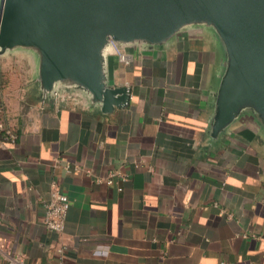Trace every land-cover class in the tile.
Returning a JSON list of instances; mask_svg holds the SVG:
<instances>
[{
    "label": "crops",
    "instance_id": "0c3cea01",
    "mask_svg": "<svg viewBox=\"0 0 264 264\" xmlns=\"http://www.w3.org/2000/svg\"><path fill=\"white\" fill-rule=\"evenodd\" d=\"M125 51L106 72L130 102L110 113L81 92L43 98L33 57L0 56V264H264V129L244 116L210 137L216 36ZM53 186L59 234L43 223Z\"/></svg>",
    "mask_w": 264,
    "mask_h": 264
},
{
    "label": "water",
    "instance_id": "95a60500",
    "mask_svg": "<svg viewBox=\"0 0 264 264\" xmlns=\"http://www.w3.org/2000/svg\"><path fill=\"white\" fill-rule=\"evenodd\" d=\"M192 26L210 28L224 55L210 137L244 116L264 129V0H0V56L33 57L43 98L81 92L110 113L131 90L108 83V52L161 46Z\"/></svg>",
    "mask_w": 264,
    "mask_h": 264
},
{
    "label": "built area",
    "instance_id": "2783aa9c",
    "mask_svg": "<svg viewBox=\"0 0 264 264\" xmlns=\"http://www.w3.org/2000/svg\"><path fill=\"white\" fill-rule=\"evenodd\" d=\"M116 53L117 60L120 64H130L131 57L129 54L123 51L121 52L117 49ZM0 129H2V125H0ZM5 134L9 139L13 140L14 136L9 131H6ZM68 207L69 201L66 195L53 186L51 190L50 200L44 204L43 223L48 231L54 232L56 234L63 232L64 221ZM11 264H21V261L17 259L15 261H11Z\"/></svg>",
    "mask_w": 264,
    "mask_h": 264
},
{
    "label": "rangeland",
    "instance_id": "374dc122",
    "mask_svg": "<svg viewBox=\"0 0 264 264\" xmlns=\"http://www.w3.org/2000/svg\"><path fill=\"white\" fill-rule=\"evenodd\" d=\"M22 56H27L26 54H22Z\"/></svg>",
    "mask_w": 264,
    "mask_h": 264
}]
</instances>
